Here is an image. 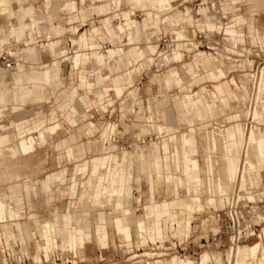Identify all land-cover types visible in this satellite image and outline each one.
Wrapping results in <instances>:
<instances>
[{
  "label": "clouds",
  "instance_id": "1",
  "mask_svg": "<svg viewBox=\"0 0 264 264\" xmlns=\"http://www.w3.org/2000/svg\"><path fill=\"white\" fill-rule=\"evenodd\" d=\"M189 2L91 0L85 5L81 0L77 9L75 0H0V13L9 21L17 20L15 26L9 22L0 27L4 240L24 242L34 234L32 224L37 233L46 234L52 251L67 248L73 240L90 239L93 226L106 239L115 226L128 251L138 246L152 249L149 261L138 260L133 252L132 264H197L176 255L166 258L176 248L173 238L190 248L193 238L198 243L199 235L212 233L215 243L221 221L213 210L225 208L232 216L240 215L237 178L223 169L220 146L227 145L228 158L237 170L245 150L252 164L251 169L245 167L246 173L259 175L264 169V133L254 129L252 141H247L242 122L249 111L242 106L253 100L248 84H256L254 73L264 65V40L250 33L254 46L246 47L243 28L264 10V0H225L221 10L232 15L227 26L211 14L209 0H202L199 7L201 19H194L193 9L184 7ZM14 3L20 5L19 12L13 11ZM122 6L128 11H121ZM137 10L143 14L140 23L131 19ZM100 13L111 15L80 39H76L77 27L64 26L62 14L83 25ZM113 20L121 21L118 27H113ZM190 27L205 33L226 30L224 52L181 64L185 53L197 48L189 38ZM65 34H71L67 40L79 46L71 76L64 63L73 59L67 40L49 41L51 61L45 58L49 45L40 44L46 36ZM161 43L166 50H161ZM105 44L112 45L110 51L104 50ZM228 53L242 59L233 60ZM172 64L181 66L169 67ZM237 69L250 71L234 91H228V102L205 89L193 93V86L209 78L225 79ZM260 87L264 102V81ZM223 122L232 127L225 128ZM208 129L212 131L205 144L203 133ZM33 132L39 135L31 136ZM215 137L219 139L214 148ZM257 142L261 151L253 159L251 145ZM261 189L264 182L248 179L245 195L239 197L253 202V223L264 221ZM13 228L19 235H12ZM204 255L209 264H223L219 252ZM247 259L249 264H264L251 254Z\"/></svg>",
  "mask_w": 264,
  "mask_h": 264
},
{
  "label": "rangeland",
  "instance_id": "2",
  "mask_svg": "<svg viewBox=\"0 0 264 264\" xmlns=\"http://www.w3.org/2000/svg\"><path fill=\"white\" fill-rule=\"evenodd\" d=\"M76 2H77V6L80 7L81 1L76 0ZM224 2H225V0H222V3H224ZM90 3H91L90 0H85V5H88ZM194 3H197V2H191V0H190V2L184 6L192 8L193 9V13H192L193 18L197 19V17H200V16L194 15V12L196 9L195 6H193ZM12 6H13L14 10L17 9V5L15 3ZM182 9H183V7L181 8V10ZM121 11H128V8L122 6ZM262 12H264V10L258 12L257 15H255L252 18V22L250 24L245 25V30L247 31L248 34H250V33L253 34L254 29L258 25H260L258 22V19H259V16ZM62 15H64V26L65 27L71 26L70 23L67 21V18L70 14H62ZM107 15L110 16L111 14L109 13ZM104 17L105 16L103 14L94 15L93 18L89 22H87L83 25H80L78 22L73 23V25H77V27L79 28V32H80L86 28H89L91 24L98 25V26L101 25V19ZM142 17H143V14L139 10L135 11L134 15L132 16V18H134L138 21H141ZM7 21L14 23L16 21V19L12 18L11 21H9V18L6 19L5 15L0 13V25L1 24H4V25L7 24L8 23ZM118 23H119V20H113L112 21V24L114 26ZM54 24H56V23H54ZM70 35L71 34H65V37H57V38L67 40V37ZM251 36H253V35H251ZM42 41H45V38ZM67 45L69 48L72 49V44H71L70 40H67ZM109 47H112V45H110V44L104 45V49H107ZM194 53L195 52H192L188 56H184V59L181 62V64H184V63L190 61L192 58V55ZM72 54H73V51H70L68 53V55H72ZM45 58H46V60H49V61H51V59H52V57L47 52H46ZM196 59H197V57H196ZM64 63H67L69 65V76H71V63L69 61H65ZM178 65H180V64H172V65H169V67L178 68ZM166 70H167V68H161L160 69L161 72H165ZM152 71H153V73H155V71H156L155 66H153ZM104 75H108V73L105 72ZM234 75L236 76L235 73H234ZM229 78H230V76H228L225 79H229ZM225 79H223V80H225ZM243 80H245V79H243ZM79 82H80V78L78 80V83ZM211 83H213V82L209 81V80H205V82L200 83L199 85L193 86V92L196 91L200 86L208 85L207 87H210L209 85ZM232 87L235 88L236 86L232 85ZM248 92H249V90H248ZM110 95L115 96L116 94H115V92H111ZM261 100H262V98H261ZM231 104L234 105L235 101H231ZM114 107H116L117 111H119L118 104L115 105ZM243 107H247V106H243ZM92 113L97 119L100 118V113H98L95 109L92 110ZM255 117L256 118H254V120L251 119L250 117H247V118L243 117L242 118V122L246 125L245 130H248L251 127L252 128L256 127V130H258L260 133H264V122H261V121H264V118L262 117V114H261L259 108L257 110ZM223 123L225 126L231 125V123H229V122H223ZM211 131H212V129H208L207 132L203 133V136L205 137V141H204L205 144L207 143L206 138H207L209 132H211ZM37 135H39L38 132L31 133V136H37ZM224 145L225 144H222V146H220L222 148V149L220 148V154L222 152L223 155L227 154L225 152ZM213 147L214 148L216 147L215 138L213 139ZM253 148L254 149H253L252 156L255 159V157L258 156V154L260 153L261 149H256L255 145H253ZM222 154H221V156H223ZM223 157H224L225 162H227V165H228L229 161H230V163H232V160H229L228 157H226V156H223ZM263 173H264V169H263ZM247 174H248L247 180L251 179V177L254 176V175H251L249 173H247ZM261 182H264V180ZM261 190H263V189H261ZM185 191H187V190H185ZM240 194L245 195L244 189H241ZM211 195H212V186L209 185L208 196L211 197ZM262 206H264V204ZM203 218L207 219L208 217L205 214ZM259 234H261V236H262L261 247L264 249V240H263L264 239V222H262L259 225V227H257V231L255 232L254 236H252L251 238H249L245 242L239 243L238 245H244V244L250 245L256 241H259L260 240ZM209 235H210V233H209ZM40 236H41V238L39 236L37 237V239H39V240L41 239L40 242L38 241L39 245H41V247L46 252L49 251L48 250V243L43 245L41 233H40ZM208 236L199 235L198 243L196 242V238H193V243L191 244L190 248L182 247L179 244V242L176 241L175 238H173V244L176 245V248L172 251V253L170 255H167L166 258L172 259L173 255L178 256V258H185L188 256V258L195 259L196 261H199L200 256H201L202 252H204V251H207L210 253L220 252L222 254L221 258H222L223 264H233L232 262L231 263L228 262L227 258H226L227 250H228V248L231 247V246L227 245V241L225 239H223V241H222L223 245H221V246L209 245V240H207ZM1 237L2 236H0V240H1V242H0V257L2 258V256H4V254H5L7 259H17V256L20 253L21 255H23L24 258H27V260H25V262H23L22 264H132L131 257L133 255V252H134V254H136L135 257L138 260L142 259L144 261H149L150 257L146 253H149L152 251L151 247L146 248L143 246H138V247L134 248L132 251H128L127 245L125 243H122V239H121V236H120L118 229L117 228L115 229L114 227H112V230L110 229V234L108 236V244L106 247H101L97 243V241L95 240V238H94V226H93L92 231H91V238L88 240H85L83 248L58 247V248H55L54 250L50 251L49 255L47 257H45L43 255L42 251H40V250L37 251V248H36V252H34L32 240L30 242L27 240L29 248L27 251L28 254L26 255V254H23L22 251H19V252L17 251L18 246H19V244L17 242L14 243L12 240H9V245L6 246L5 240ZM133 243L134 244L137 243V239L135 236L133 237ZM165 247H166V249H172V245H169V244H166ZM4 248H5V250L8 249L9 252L3 253L2 250ZM158 251H160V250H158ZM34 255H35V257L39 256L40 259L37 261L36 259H38V257H36V259H34ZM258 260H259V257L257 258V261ZM0 263H1V261H0Z\"/></svg>",
  "mask_w": 264,
  "mask_h": 264
},
{
  "label": "built area",
  "instance_id": "3",
  "mask_svg": "<svg viewBox=\"0 0 264 264\" xmlns=\"http://www.w3.org/2000/svg\"><path fill=\"white\" fill-rule=\"evenodd\" d=\"M191 2H197L194 3L193 6H195V12L194 15L198 16V8L200 7L202 0H191ZM221 2L222 0H209V4L207 5L210 10L211 14L216 15L217 19L220 21L222 25L227 26L231 21V15L230 13L228 15H225L224 12L221 10ZM193 15V14H192ZM259 27L255 38L257 40H264V12L260 14L259 18ZM188 35L189 38L196 43L197 48L194 51H200L205 54L215 55L216 51L224 52V49L226 45L228 44L226 40L227 33L224 29L220 31H213L210 33L201 32L198 29L189 28L188 29ZM247 37V43L246 47L252 48L253 45V36L250 34H245ZM169 44L171 43L172 37H166ZM161 50H166V46L161 43L160 45ZM257 51L259 49L257 48ZM190 53H185L184 56H188ZM229 56L232 57L233 60L242 59L241 57H236L235 55L228 53ZM255 59V58H253ZM228 63V61H226ZM248 69L240 70L237 69L234 73L230 74V78L233 77V79L238 83V85L241 83V80L246 79L245 76L249 74ZM261 71H264V65L261 66L260 70L254 73V75L257 76L261 73ZM251 83L248 84L250 86ZM253 86V84H252ZM248 117V116H247ZM264 190V189H263ZM236 191L239 193V197H242L244 195L240 194L241 190H239V187L236 188ZM237 211L240 212L239 216H232L229 214L230 209L221 208L219 210H214V214L218 217V219L221 221L220 227H221V233L219 235L215 236V243H212L210 237L213 236L212 233L208 236L207 240H209V245H215V246H221L223 245V239L227 241V245L233 247L238 245L241 242L247 241L249 238L255 235V232L257 231V227L264 222L261 221L259 223H253L254 215L251 212V209L253 207V202L251 200H242L239 199ZM261 203V202H257ZM263 204H261L262 206ZM4 252H9L8 249L5 250V248L2 250ZM5 262H1L0 264H22L27 260V258H24L23 255L19 253L17 256V259H7L4 254Z\"/></svg>",
  "mask_w": 264,
  "mask_h": 264
},
{
  "label": "bare ground",
  "instance_id": "4",
  "mask_svg": "<svg viewBox=\"0 0 264 264\" xmlns=\"http://www.w3.org/2000/svg\"><path fill=\"white\" fill-rule=\"evenodd\" d=\"M66 2H67V0H66ZM8 25H9V22L7 24H5V25L4 24L3 25H0V27H7ZM11 25L14 26L13 24H11ZM257 27L253 31V34L255 36H256V32L258 30ZM225 32L227 33L226 30H225ZM244 33L247 34L245 31H244ZM77 55H78V53H76L75 57ZM193 55H195L196 57H198V56H200V57L212 56L210 54H205V53L200 52V51H195V53ZM74 64H75V58H74ZM244 77H247V76L244 75ZM256 80H257V82H256L255 85L252 86V84H250V86H248L249 94L253 98V100H252V103L251 104L246 105L247 108L249 109V111L244 116L245 118H247V116H248V117H250L253 120H254V118H256L255 116H256V113H257L258 108L260 109V112L262 114V117L264 118V102H262V100H261L262 97H261V87H260L261 81H264V71H261V73L257 76ZM235 83L238 85V83L236 81H235ZM254 129H256V127L255 128H252L251 127L248 130H245L244 129L245 138L249 142H251L252 139H253ZM218 139H219V137H215V141H217ZM253 145H255L256 149H261V145H260L259 142L255 143V144H252L251 145V153L252 154H253V149H254L253 148ZM221 146H222V144H221ZM221 154H222V152H221ZM249 155H250L249 150H245L243 152L242 157H241V160L239 162L238 170L236 168L235 169H232V165H231L230 161H229L228 165H227V162H225L224 158L221 161V164L223 166V169L225 170L226 173L233 172L236 175V178H237L236 179V188L239 187V190L244 189V187H245V181L247 180V175L248 174L245 171V167H247L248 169H251L252 168V164L249 162ZM223 156L228 157L227 154H225ZM228 159L230 160V158H228ZM253 159H254V157H253ZM251 179H256V180H259V181H263L264 180L263 169H261V172H260L259 175H254V176L251 177ZM111 230H112V228H111ZM259 238H260L259 241H256V242H254L253 244H250V245L249 244L236 245L235 247L233 246V247L228 248L227 253H226L227 261L230 262V263L232 262L233 264H246V262H248V259L247 258L249 256V254H251V256L252 257H255L256 259L259 257V259L261 261H264V249H262V247H261V239H262L261 234H259ZM136 239L138 241V237H136ZM27 240L29 242L31 240L33 241L34 252H36V248H37V251L39 250L38 240H37V238L35 240V238H34L33 235L31 236V238L26 239L24 242H21L19 240H12V241L14 243L17 242L19 244L18 249H17L18 252L19 251H22L23 254H26L27 255L28 254L27 251H28V248H29ZM0 242H1V240H0ZM5 244H6V246H8L9 245V240H5ZM49 252L50 251H47V252L45 251V252H43V255H44V253H46V257H47L49 255ZM205 252L206 251L202 252L199 261H196L197 264H208L209 263V257L204 255ZM228 253H231L232 254L231 255V260H229V258H228ZM146 254H148V253H146ZM36 257H38V259H36ZM36 257L34 255V259H36L38 261L40 258H39V256H36ZM186 258H188V256L185 257V258H179V259L181 261H183ZM0 261L1 262H5L6 261L5 258H4V256H2V258L0 257Z\"/></svg>",
  "mask_w": 264,
  "mask_h": 264
},
{
  "label": "crops",
  "instance_id": "5",
  "mask_svg": "<svg viewBox=\"0 0 264 264\" xmlns=\"http://www.w3.org/2000/svg\"><path fill=\"white\" fill-rule=\"evenodd\" d=\"M81 1V0H80ZM84 2H85V0H84ZM90 2H91V0H90ZM75 3H76V7H77V9H79L80 7H78L77 6V2H76V0H75ZM221 4H222V2H221ZM17 5V9L16 10H14L13 9V6H12V9H13V11H16V12H19V10H20V5H18V4H16ZM61 6H63V5H61ZM97 7H99L100 5H99V3L96 5ZM25 7H27V5H25ZM184 7H187V6H184ZM181 11H183V9L181 10ZM198 13H199V8H198ZM2 14V13H1ZM100 14H103L105 17L104 18H102L101 19V22L102 21H104V20H107L108 19V17H109V15H106V14H104V13H100ZM5 15V14H4ZM231 15V14H230ZM5 17H6V19H8L9 17L7 16V15H5ZM231 17H232V15H231ZM259 18H260V16H259ZM131 19H134V18H132L131 17ZM197 19H201V17H197ZM134 20H136V19H134ZM142 20H143V17H142V19H141V21H138V20H136L138 23H140V22H142ZM67 21L70 23V25L71 26H75V27H77V25H73V22L71 21V16L69 15L68 16V18H67ZM258 22H259V19H258ZM11 24H13L14 26L17 24V20L14 22V23H12V22H10ZM121 23V21H119V23L118 24H116L115 26L113 25V27L114 28H116V27H118L119 26V24ZM1 25H3V24H1ZM56 26V24H53L52 25V27H55ZM93 27H96V28H99V27H101V25H94V24H91L90 25V27L89 28H86V29H84L83 31H80L79 32V28H78V32H77V35H76V39H80L81 37H85L86 36V34L87 33H90L91 32V30H92V28ZM243 30L247 33V31L245 30V26H244V28H243ZM58 38H57V36H51V37H45V41H41L40 42V44L41 45H49V47H48V49H47V53H49V55L52 57V48H51V46H50V44H49V41L51 40V43L52 44H55V42H56V40H57ZM71 42V41H70ZM126 43V42H125ZM72 44V43H71ZM77 47H79L78 45H73L72 44V49H73V54L72 55H69V56H71V57H73V59L72 60H70L69 62L71 63V67L72 66H74V58H75V55H76V51H75V49L77 48ZM111 48L112 47H109V48H107V49H104L105 51H110L111 50ZM85 51V53L87 52V49H85L84 50ZM195 52V51H194ZM53 59V58H52ZM51 59V60H52ZM195 60H196V56L195 55H192V58H191V60L190 61H188V62H186V63H184V64H188V65H191L192 63H194L195 62ZM181 65H178V68L180 67ZM167 71V70H166ZM165 71V72H166ZM199 72H200V75L201 76H203L205 73H204V69L201 67V68H199ZM105 76H107V75H105ZM82 77L80 78V81H82ZM189 79H190V77H189ZM207 80H209V81H212L213 83H211L209 86L210 87H207L208 85H206V86H200L196 91H194L193 93H198V92H200L201 91V89H205V90H207L208 92H210V93H212V94H214V95H221L222 96V101L223 102H228L227 101V95H228V91L229 90H232V91H234L236 88H237V84L235 83V80L233 79V77H231V78H229V79H225V80H223V79H221V80H216V79H213V78H209V79H207ZM203 82H205V80L203 81ZM199 85V84H198ZM232 85L233 86H236L235 88H233L232 87ZM221 86H223V88L221 87ZM192 91H193V88H192ZM232 101H235V100H232ZM231 106L232 107H236V103L234 104V105H232L231 104ZM243 107V106H242ZM224 127L225 128H231L232 127V125H230V126H225L224 125ZM30 135H31V133H30ZM224 149H225V152L226 153H228V147H227V145L225 144L224 145ZM25 150H27V149H25ZM231 160V159H230ZM231 165H232V169H234V166H233V162L231 163ZM25 221H19V223L20 224H23ZM115 229H116V227L115 226H113ZM29 228L31 229V231L34 233L33 234V236H34V238L36 239L38 236L41 238V236H40V233H37L36 232V230H35V225H32V224H29ZM12 235L13 236H17V235H19V233L17 232V230L15 229V228H13L12 229ZM41 235H42V244L43 245H45L46 243H47V239L45 238L46 237V234L45 233H41ZM0 236H2L1 238H3L4 237V230H3V226L2 225H0ZM94 238H95V240L97 241V243L101 246V247H106L107 246V244H108V238H102L101 236H99L97 233H96V231H95V227H94ZM39 242L41 241V239L39 240V239H37ZM57 243L58 244H60V241H57ZM84 243H85V240H81V241H79V243H77L76 241H71L70 243H69V245H68V247H70V248H73V247H75V248H83V246H84ZM58 248V247H57ZM263 249V248H262ZM39 250L40 251H42V252H45V250L41 247V245H39ZM44 256L46 257V253H44ZM258 261H261L260 259L258 260ZM246 264H249V261L248 262H246Z\"/></svg>",
  "mask_w": 264,
  "mask_h": 264
}]
</instances>
